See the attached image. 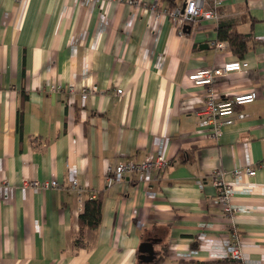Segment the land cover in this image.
<instances>
[{
	"label": "crops",
	"instance_id": "0c3cea01",
	"mask_svg": "<svg viewBox=\"0 0 264 264\" xmlns=\"http://www.w3.org/2000/svg\"><path fill=\"white\" fill-rule=\"evenodd\" d=\"M166 8L161 0H0V264H234L225 257L235 236L245 264H264V42L256 41L264 0H225L220 9L221 21L251 37L241 58L228 44L215 53L216 23L179 34ZM235 60L249 68L215 78L219 100L251 90L257 99L219 139H206L195 116L205 87L188 76ZM70 86L96 92L69 106ZM148 156L168 161L148 182L137 174L107 182L109 166ZM67 165L82 195L70 189ZM244 166L256 174L237 182L231 172ZM217 168L238 190L231 215L216 204ZM24 180L59 188L26 189ZM92 192L100 223L83 228L77 246ZM150 239L156 256L142 263L138 247Z\"/></svg>",
	"mask_w": 264,
	"mask_h": 264
},
{
	"label": "built area",
	"instance_id": "2783aa9c",
	"mask_svg": "<svg viewBox=\"0 0 264 264\" xmlns=\"http://www.w3.org/2000/svg\"><path fill=\"white\" fill-rule=\"evenodd\" d=\"M22 2V0H19ZM85 1L81 0V4ZM225 0H213L209 8H206L201 0H183L177 8L170 12H166V9H162V13L169 18L175 29L179 34L183 33V27L189 25L192 31V26L195 23H199L201 20L211 21L218 25L221 22L223 15L220 11ZM129 5L133 4V1H128ZM183 5H185L183 9ZM151 11H156L157 5L154 4L151 7ZM256 41L264 42V36L257 38ZM227 43L220 42L218 40L211 41V47L215 53H220ZM249 64L246 61L235 60L223 64L217 68H205L192 72L188 76V80L196 87H205L204 99L202 101V107L195 111V116L198 121L200 132L206 139H219L222 135L224 127H229L234 124V117L237 119H243L244 114L238 110L245 106L252 104L257 99V93L253 90L246 93H240L234 95L231 99L221 101L218 98L216 91L212 85L215 78L224 77L229 73L247 71ZM96 87L84 88L77 93L74 86L67 88L69 106L75 104L76 94L80 95V98L85 100L90 93H95ZM123 91L118 89L117 95H122ZM168 165L162 156L153 158L148 156L144 161L136 163L133 161H118L107 168L106 180L108 181H122L127 176L137 174L140 182H148L151 178V174L156 171L160 172ZM69 168V165H67ZM70 189L76 191L82 195L83 189L79 187L76 179V174L71 171ZM256 171L246 166L237 168L231 172L232 177L238 182L245 176H255ZM225 172L217 168L212 172V184L216 189V204H218L224 214H232L237 210L233 208L232 202L237 188L230 183L224 181ZM23 188H30L36 190H48L57 189L59 184L55 180L49 182L39 181H22ZM97 193L92 192L89 194V199H95ZM241 241L235 236L231 243L227 246V253L225 259L233 261L234 264H245L243 262V255L241 251Z\"/></svg>",
	"mask_w": 264,
	"mask_h": 264
},
{
	"label": "trees",
	"instance_id": "16d2710c",
	"mask_svg": "<svg viewBox=\"0 0 264 264\" xmlns=\"http://www.w3.org/2000/svg\"><path fill=\"white\" fill-rule=\"evenodd\" d=\"M161 1L167 3L166 12H170L179 6V0ZM216 39L220 42L227 43L232 52L241 58L248 50L247 44L250 42L251 37L249 34H240L236 32L232 24L221 21L217 25ZM100 218L101 200L98 197L92 200L88 198L84 204V211L78 218L80 232L78 239L75 241L77 246L81 244L83 228L95 230L100 223Z\"/></svg>",
	"mask_w": 264,
	"mask_h": 264
},
{
	"label": "water",
	"instance_id": "95a60500",
	"mask_svg": "<svg viewBox=\"0 0 264 264\" xmlns=\"http://www.w3.org/2000/svg\"><path fill=\"white\" fill-rule=\"evenodd\" d=\"M185 5H183L184 9ZM191 32V28L189 25H185L183 27V33L189 34ZM207 48V45H201L200 48ZM156 241L153 239L147 240L141 243L138 247V256L137 259L142 263H151L155 259L156 253L154 251V245Z\"/></svg>",
	"mask_w": 264,
	"mask_h": 264
}]
</instances>
